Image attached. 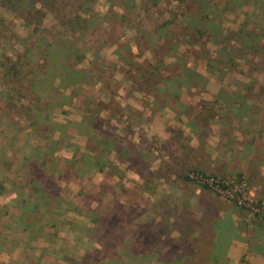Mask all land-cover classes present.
Listing matches in <instances>:
<instances>
[{
	"label": "rangeland",
	"instance_id": "rangeland-1",
	"mask_svg": "<svg viewBox=\"0 0 264 264\" xmlns=\"http://www.w3.org/2000/svg\"><path fill=\"white\" fill-rule=\"evenodd\" d=\"M180 1L85 0L108 29L94 45L90 35L60 25L77 13L73 0H0V62L10 66L36 36L75 38L82 56L76 67L92 83L80 85L79 93L71 82L43 89L42 102L59 97L61 103L43 119L32 117L33 105L0 76V264H168L176 246L187 242L178 231L182 223L170 226L173 214L188 208L196 218L194 192L210 187L212 178L228 191L210 187L220 207L232 204L264 225L262 180L257 168L245 166L264 147V56L254 52L259 45L264 50V0H184L189 10ZM112 13L125 18L116 23ZM210 26L220 35L212 37ZM247 33L256 45L245 41ZM165 40L171 43L159 52ZM40 58L22 59L32 65L22 73ZM184 67L204 74V81L168 82ZM217 91L249 101L253 117L230 118ZM85 106L100 114L91 130L82 129ZM155 108L164 116L152 129ZM107 140L119 150H110ZM204 146L225 172L196 170L208 155ZM186 175L190 181L182 179ZM241 193L253 196L260 211L238 204ZM98 210L104 215L97 226L90 216ZM31 222L36 226L25 225ZM197 225L190 226L193 244ZM102 229L111 234L101 236ZM101 243L110 257L102 255ZM220 243L214 247L222 253ZM196 256V263L207 261L206 254Z\"/></svg>",
	"mask_w": 264,
	"mask_h": 264
},
{
	"label": "trees",
	"instance_id": "trees-1",
	"mask_svg": "<svg viewBox=\"0 0 264 264\" xmlns=\"http://www.w3.org/2000/svg\"><path fill=\"white\" fill-rule=\"evenodd\" d=\"M87 1L88 0H86V2ZM73 2H75V4L77 5V13L72 18L66 19L65 21L61 22L60 25L61 26L63 24L68 25V26L71 25L70 29L74 28L75 30H80L82 34L90 35L91 37L90 42H93L94 45H97L98 42L100 41L101 34L103 35L106 34V31L108 29L107 28L104 29L102 27V24L98 23L99 19H98V15L96 14V12L91 11L90 13L89 11L90 8H87V4L85 0H73ZM154 2L155 1H153V4ZM180 2H183L185 4L184 0H181ZM185 6L187 10L190 9V6H187L186 4ZM124 7L129 8L130 5L124 4ZM80 10L83 11L85 15L84 17L81 16V14H79L78 11ZM39 11L40 10H35L34 12L40 14ZM62 15L64 16V14ZM111 15L114 16L115 21H117L116 23L121 22L125 18L123 14L112 13ZM40 18L41 16L36 18L37 23H40V20H41ZM108 22L110 23L109 19H108ZM160 26H164V22ZM191 27L193 26H190L189 24V28ZM157 31L158 30H156V32ZM208 31L212 37L214 36V38L220 35V32L218 31V29L215 28L214 26L213 27L210 26ZM72 41L73 43H71ZM245 41H247V43L249 44H252V41L254 42L255 38L253 40H250V34L247 33V39H245ZM245 41L243 42L245 43ZM76 42L78 41L75 38L64 39V40L57 39L55 41L53 40L49 41L45 38V36H36L33 42L29 43L30 46L28 45L24 46L25 48L22 54L17 55L18 57L15 60L9 59L10 66L7 67L4 63L0 62V76L2 80L6 83H11L10 85L12 84L16 85L14 89L18 91L19 93H21L23 97L26 98L27 102L29 101L31 105H33L32 110L34 111V114L32 115V117L42 116L43 119H47L50 116L49 113L53 111V109L55 108L59 109V105H61L59 97L51 98L50 103L42 102L41 99H39V97L42 96L41 93L43 89L48 88L55 81H58L59 87H64V85L65 86L69 85V82H71L73 84V91L77 89V93H79L82 88L80 85L92 84L90 80L88 79V76L85 74V72L82 69L76 67L77 61H79V59L82 58V56L80 55V52L78 51V47H76L77 46ZM166 42L171 43L170 40H167V41L165 40L163 42V45L159 47L158 49L159 52H161V50L164 49ZM254 43L256 45L257 42L255 41ZM82 44H85V43H82ZM249 44H246L245 46H248ZM167 47L173 48V44H169ZM223 52L224 51H222L221 53L223 54ZM254 52L256 54H260L261 56H264V50L261 45L255 46ZM35 54L40 55L43 61L41 60L38 61L36 63L37 66L34 69L31 68L30 73L23 74L21 70L25 69V64H27V67L29 68L32 67V65L31 63H25L24 61H22V59H25V60L28 59V61H30L31 56ZM117 54L119 55L120 59H123L119 53ZM71 61H73V64H71ZM210 61H213V60L207 59V62H210ZM193 78L204 81L203 75L197 72H194L191 69H188V68L185 69L184 67L182 71L179 72V74L174 76L172 80H168V82L170 81L172 84L175 83V85H177L178 87L179 85L185 82V84L189 86L188 81L189 80L192 81L191 79ZM104 84L106 83L104 82ZM194 85H195V82H194ZM1 91L3 90L1 89L0 92ZM178 97H179L178 94H176L174 98L177 104L180 101ZM227 101L228 103L230 102L229 99H227ZM85 108L87 109V111L85 112V114L82 115V122H81V125L83 126L82 129L83 128L90 129V128L97 127L98 126L97 120L99 119L97 118L99 114L98 115L96 114L97 110L91 109L88 106H85ZM231 108L236 109V107H232V105H231ZM32 110L30 111L32 112ZM105 145L108 146L110 150L111 148L112 150L114 149L115 151L119 150V147L116 148L112 146V142L110 140H107ZM89 164L91 165V162H89ZM196 173L198 176L200 175H203L201 177L205 176V174L203 173L195 172V174ZM189 178L190 177L187 175L182 177L184 181H190L191 178L190 179ZM205 178L207 177L205 176ZM201 189L203 191L207 190L208 192L212 194V192L210 191L211 189L209 188L208 185L204 184L203 186H201ZM1 192L2 190H0V193ZM193 197H194L193 201L195 202L194 205L197 207L196 211L199 213L198 216L195 218L194 213L188 210V208H185L181 212L179 213L176 212V214H173V220L172 222H170V226H172V228L174 225H177V223L179 222L182 223V227L180 228V230L178 229V231L181 234V236H184V239L182 240H187V242L181 245L178 244V246H176V249L174 251L176 257L174 260H172V258L168 260V264H220L224 256L223 255L224 251L222 250V253H221V252H218V249H215L214 246H215L216 236H215V230L212 227L217 222V215H215L214 209L220 207L221 202L218 201L217 197H215L214 194H212V196L209 198L207 197V195H204L202 191L201 193ZM103 211L104 210L102 211L98 210L99 212L98 214L94 212L90 216L91 223L97 226L102 224L103 215H104ZM16 215L18 216L19 214H16ZM108 217L110 218V220L113 219V221L115 222L117 221L116 219L117 216L114 214L113 215L111 214ZM193 222L198 223L197 226L200 229L198 234H196L199 238L197 240V244H193L191 241L188 240V238L190 237V231H191L190 226H192ZM25 225H28L27 227L36 226L34 222H31ZM107 234L110 235L111 233H109V231L104 229L101 233V236H104ZM217 242H219V240ZM101 245L104 248V254L102 255L110 257L112 254L107 255L106 246H104L102 243ZM220 248H222V246H220ZM93 252L98 254V253H101V250L99 251L98 249L94 248ZM212 252L218 254L220 259H217V256L213 255ZM168 253L169 255H171V252H168ZM196 254H198V257H200L201 255L203 259H204L203 256L206 254L207 261L205 262V260L200 259L204 263H196L195 261L197 257Z\"/></svg>",
	"mask_w": 264,
	"mask_h": 264
},
{
	"label": "crops",
	"instance_id": "crops-1",
	"mask_svg": "<svg viewBox=\"0 0 264 264\" xmlns=\"http://www.w3.org/2000/svg\"><path fill=\"white\" fill-rule=\"evenodd\" d=\"M218 93L219 92L217 91L215 98H217L218 100L220 99V103H224L225 101L228 111L230 110L229 112H232L230 118L247 119L249 117L248 119H250L251 117H253L252 115H254V112L250 111L252 105H248L249 101L243 99L238 94H232L231 92L226 91L225 93H223V95L228 93V95H231L230 97L232 98L228 103L227 99H224L222 96L219 97ZM231 105L232 107H236V109H232ZM134 108L140 111V114L141 112L147 114V110H141V108H136L135 106ZM151 113L152 117H154L153 122H151V128L153 129L154 125H162V123H160V120L163 119L164 114H162L160 110L156 108L154 109V112ZM175 119L176 118L174 117V120ZM110 120L112 121L113 119L111 118ZM194 134L196 133L194 132ZM193 138H195V136H193ZM204 148V152L208 155L205 156V158H203L198 165L195 164L197 167V169H195L205 173L210 172L211 174L214 172H225V170L222 171L218 168L217 164L220 161L219 159L214 158V150L209 151L207 146H204ZM240 148L241 147H239V149ZM243 149L244 148L242 147L240 151H243ZM242 153L243 152H240V157L245 163L247 161L245 160L244 156H242ZM262 154L264 156V147L261 150V153H259L257 156H254L251 162L250 160H248L247 165L245 166H248V169L257 168V176L262 180V182H260V184H262L261 187H264V157L262 158V156H260ZM223 161H226L225 163L229 164L230 157L223 158ZM200 190V188L196 191L194 190L195 195L201 193ZM258 191L259 188L257 187V192ZM260 191H263V189H260ZM203 194L207 195V197L209 198L212 196V194L207 190H205ZM214 213L215 215H217V222L213 225L216 236L215 246L216 242L218 240H221L220 246H222V250L224 251V256L220 264H264V225H262L261 222H259L257 219H249L244 210H241L232 204H224L223 207L215 208Z\"/></svg>",
	"mask_w": 264,
	"mask_h": 264
},
{
	"label": "built area",
	"instance_id": "built-area-1",
	"mask_svg": "<svg viewBox=\"0 0 264 264\" xmlns=\"http://www.w3.org/2000/svg\"><path fill=\"white\" fill-rule=\"evenodd\" d=\"M207 179V178H206ZM211 179V178H210ZM212 184H210L211 186V189L212 190H214V192H216L217 190H219L220 191V193H221V191H224L225 192V195H227V193H228V191L227 190H225V188L222 186V183H220V184H218V181H217V179H213L212 178ZM205 185H208L209 186V184H205ZM239 186H240V184H238ZM209 187V188H210ZM241 187V186H240ZM235 189V188H234ZM239 192H240V190H238ZM233 194V193H232ZM242 195L241 196H239V197H236V198H234L235 199V201L238 203V204H242L243 203V205H245L249 210H250V212L252 213V214H255V213H257V212H259L260 211V208H259V206L256 204V201L254 200V198H252V197H244L245 196V193L243 194V193H241ZM233 195H237V194H233ZM244 199V200H241V199Z\"/></svg>",
	"mask_w": 264,
	"mask_h": 264
}]
</instances>
